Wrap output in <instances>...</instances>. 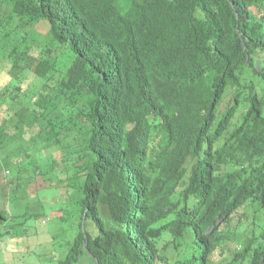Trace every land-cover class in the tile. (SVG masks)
<instances>
[{
	"label": "trees",
	"instance_id": "obj_1",
	"mask_svg": "<svg viewBox=\"0 0 264 264\" xmlns=\"http://www.w3.org/2000/svg\"><path fill=\"white\" fill-rule=\"evenodd\" d=\"M0 112L6 199L80 181L57 264H264V0H0Z\"/></svg>",
	"mask_w": 264,
	"mask_h": 264
},
{
	"label": "rangeland",
	"instance_id": "obj_2",
	"mask_svg": "<svg viewBox=\"0 0 264 264\" xmlns=\"http://www.w3.org/2000/svg\"><path fill=\"white\" fill-rule=\"evenodd\" d=\"M47 28L48 24L46 22L39 24L37 33H45ZM242 113L243 111H240L238 116H241ZM2 122L3 117L0 112V124ZM8 161L9 158L7 157L6 159L5 156L4 163L0 164V203L3 204L7 200L8 209L14 214L23 212H26L27 215L30 214V218L26 221L27 225L30 224V226H27L30 229V233L35 234L38 231L37 229H39L45 233V239L37 241L38 237L31 235L32 244L30 243V251L25 252L10 239V235H4L0 242L2 250L0 252V261L4 258L5 261H2V264H57L58 260L69 250L71 246L69 242H72L79 233L81 214L77 211L75 204H77V200L79 201L80 197V190L77 189L80 181H76L74 188L70 187L73 195L70 201H68L69 193L65 191V184L62 188L53 186L39 189L33 194L30 193V195L22 196L20 195L22 193H20L15 195L16 197L12 196L6 199L5 187H7V178L4 173V167L7 166ZM28 184L29 182H22L24 187ZM62 210L67 215L64 220L60 214ZM38 213H45V216L36 217L35 214ZM14 216L16 217L11 219L12 221L10 222L18 223L25 220L22 215ZM0 231H5L2 224H0ZM53 238H55V243L52 240ZM214 261H216V258Z\"/></svg>",
	"mask_w": 264,
	"mask_h": 264
},
{
	"label": "clouds",
	"instance_id": "obj_3",
	"mask_svg": "<svg viewBox=\"0 0 264 264\" xmlns=\"http://www.w3.org/2000/svg\"><path fill=\"white\" fill-rule=\"evenodd\" d=\"M0 242H1V240H0ZM1 251H2V250H1V246H0V252H1ZM2 261H5V259L3 258ZM2 261H0V264L3 263ZM214 264H215V263H214Z\"/></svg>",
	"mask_w": 264,
	"mask_h": 264
}]
</instances>
